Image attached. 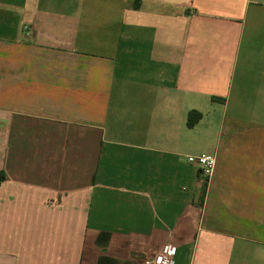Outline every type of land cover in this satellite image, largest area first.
Wrapping results in <instances>:
<instances>
[{"label":"crops","instance_id":"0c3cea01","mask_svg":"<svg viewBox=\"0 0 264 264\" xmlns=\"http://www.w3.org/2000/svg\"><path fill=\"white\" fill-rule=\"evenodd\" d=\"M168 245L264 264V0H0V264Z\"/></svg>","mask_w":264,"mask_h":264},{"label":"built area","instance_id":"2783aa9c","mask_svg":"<svg viewBox=\"0 0 264 264\" xmlns=\"http://www.w3.org/2000/svg\"><path fill=\"white\" fill-rule=\"evenodd\" d=\"M187 161L189 164L199 169L204 180H208L212 177L217 163L216 156L214 154L188 156ZM175 254L176 247L173 245H168L160 254L154 257H146L144 259V264H173Z\"/></svg>","mask_w":264,"mask_h":264},{"label":"trees","instance_id":"16d2710c","mask_svg":"<svg viewBox=\"0 0 264 264\" xmlns=\"http://www.w3.org/2000/svg\"><path fill=\"white\" fill-rule=\"evenodd\" d=\"M202 119V115L196 111L190 112L188 116V126L194 127Z\"/></svg>","mask_w":264,"mask_h":264},{"label":"rangeland","instance_id":"374dc122","mask_svg":"<svg viewBox=\"0 0 264 264\" xmlns=\"http://www.w3.org/2000/svg\"><path fill=\"white\" fill-rule=\"evenodd\" d=\"M200 172V171H199Z\"/></svg>","mask_w":264,"mask_h":264}]
</instances>
